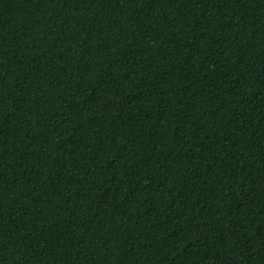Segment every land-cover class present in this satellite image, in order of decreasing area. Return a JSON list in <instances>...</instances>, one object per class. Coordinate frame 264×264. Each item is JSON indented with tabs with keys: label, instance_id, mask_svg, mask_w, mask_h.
<instances>
[{
	"label": "trees",
	"instance_id": "obj_1",
	"mask_svg": "<svg viewBox=\"0 0 264 264\" xmlns=\"http://www.w3.org/2000/svg\"><path fill=\"white\" fill-rule=\"evenodd\" d=\"M0 264H264V0H0Z\"/></svg>",
	"mask_w": 264,
	"mask_h": 264
}]
</instances>
